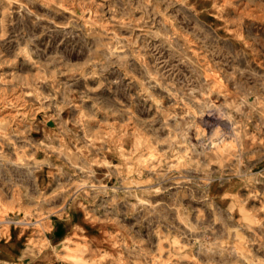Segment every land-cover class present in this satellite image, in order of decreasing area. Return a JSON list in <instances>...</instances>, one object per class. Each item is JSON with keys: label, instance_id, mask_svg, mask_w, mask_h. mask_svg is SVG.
I'll return each instance as SVG.
<instances>
[{"label": "rangeland", "instance_id": "obj_1", "mask_svg": "<svg viewBox=\"0 0 264 264\" xmlns=\"http://www.w3.org/2000/svg\"><path fill=\"white\" fill-rule=\"evenodd\" d=\"M0 264H264V0H0Z\"/></svg>", "mask_w": 264, "mask_h": 264}, {"label": "crops", "instance_id": "obj_2", "mask_svg": "<svg viewBox=\"0 0 264 264\" xmlns=\"http://www.w3.org/2000/svg\"><path fill=\"white\" fill-rule=\"evenodd\" d=\"M1 253V252H0ZM1 255V254H0Z\"/></svg>", "mask_w": 264, "mask_h": 264}]
</instances>
